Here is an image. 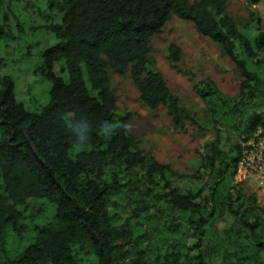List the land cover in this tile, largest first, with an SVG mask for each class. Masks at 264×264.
Wrapping results in <instances>:
<instances>
[{
    "label": "trees",
    "instance_id": "1",
    "mask_svg": "<svg viewBox=\"0 0 264 264\" xmlns=\"http://www.w3.org/2000/svg\"><path fill=\"white\" fill-rule=\"evenodd\" d=\"M46 8L59 19L42 28L57 40L38 70L52 83L49 103L28 111L14 79L0 77V264H264V210L236 182L243 145L264 130L259 14L241 27L227 0H47ZM16 15L14 0H0V40L10 23L22 28ZM174 18L219 45L241 79L235 98L213 83L195 86L215 138L190 176L139 147L109 76L130 74L149 109L202 130L151 63L153 40ZM169 54L181 62L179 47ZM41 214L47 222L32 224Z\"/></svg>",
    "mask_w": 264,
    "mask_h": 264
},
{
    "label": "rangeland",
    "instance_id": "2",
    "mask_svg": "<svg viewBox=\"0 0 264 264\" xmlns=\"http://www.w3.org/2000/svg\"><path fill=\"white\" fill-rule=\"evenodd\" d=\"M227 2L229 15L239 26H245L250 21L252 11L259 14L264 25V0L255 4L250 0ZM14 3L22 28L10 23L9 36L0 40V77L11 76L15 82L17 100L28 111L37 113L49 103L52 86L38 70L44 64L46 50L57 43L55 36L42 28L52 19H59L46 8L47 0H14ZM172 45L181 49L179 64L170 60L169 48ZM150 58L172 94L181 100L182 107L191 116L197 118L202 130L190 125L176 128L167 109L152 111L140 101L130 74L120 77L110 72L112 89L118 100V113L127 118L128 132L143 151L179 175H193L199 151L202 152L205 144L215 138L211 115L195 86L213 83L223 94L235 98L240 91V76L219 45L202 37L192 23L178 18L172 19L162 34L153 40ZM236 182L240 183L246 195L255 194L264 210V187L257 182H242L238 177ZM33 205L38 206V203L33 202ZM39 216L34 218L32 224L47 222L46 214ZM14 244L15 241H9L12 249Z\"/></svg>",
    "mask_w": 264,
    "mask_h": 264
},
{
    "label": "built area",
    "instance_id": "3",
    "mask_svg": "<svg viewBox=\"0 0 264 264\" xmlns=\"http://www.w3.org/2000/svg\"><path fill=\"white\" fill-rule=\"evenodd\" d=\"M243 146V157L236 177L242 182H257L264 187V130L260 128Z\"/></svg>",
    "mask_w": 264,
    "mask_h": 264
}]
</instances>
